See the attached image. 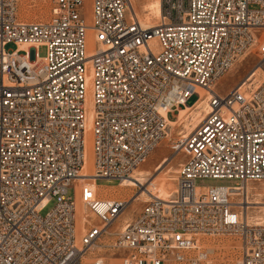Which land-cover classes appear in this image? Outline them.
<instances>
[{"label": "built area", "instance_id": "built-area-1", "mask_svg": "<svg viewBox=\"0 0 264 264\" xmlns=\"http://www.w3.org/2000/svg\"><path fill=\"white\" fill-rule=\"evenodd\" d=\"M84 3L51 0L50 19L29 23L18 18V0H0V264H85L128 208L96 199L88 185L76 189L88 96L93 181L129 180L166 142L175 157L184 154L175 190L151 197L111 247L120 264H209L198 237L216 235L240 239L236 264H264V211L254 204L264 196L252 187L264 184V0H160L154 29L132 0H93L90 25ZM254 46L258 64L235 89L216 91ZM204 100L209 114L173 139L168 115L178 122L180 110ZM78 193L100 225L84 236Z\"/></svg>", "mask_w": 264, "mask_h": 264}, {"label": "rangeland", "instance_id": "rangeland-1", "mask_svg": "<svg viewBox=\"0 0 264 264\" xmlns=\"http://www.w3.org/2000/svg\"><path fill=\"white\" fill-rule=\"evenodd\" d=\"M147 0H137L138 9H142L144 3ZM92 2L93 0H85L84 11L86 15V22L88 23L91 11H92ZM19 4V1H18ZM17 4V13L18 18L21 22H46L51 17V0H27L26 7L29 10V14H25ZM44 13V14H42ZM88 40V38H87ZM89 39V46L93 49V41ZM88 48V44H87ZM8 51H14L15 46L9 45L7 47ZM46 51L44 48L39 50L40 57H44ZM260 52L257 46H254L250 51V54L241 62H237L232 71L226 74L218 83L216 91L221 94H226L231 90L235 89L244 78L251 72V70L258 64L260 60ZM238 64V65H237ZM195 101V98L190 100L189 105ZM169 121H176V113L168 115ZM185 130L182 127L175 126L173 139H177V134ZM171 143L166 142L159 147L153 154H151L146 162H149L148 165H145V162L141 165L146 170H150L154 174V179L152 180L155 189L160 190V196H168L169 194H163V189L172 188L175 186V180L179 171L180 164L184 161V154L175 157L173 151L171 150ZM92 151V141L90 155ZM164 157L170 158V162L158 173H155V169L160 164L161 160ZM92 161H93V152H92ZM140 166V167H141ZM156 174V175H155ZM170 177V178H169ZM157 179V180H156ZM168 179H174V181H167ZM87 185L90 186L95 192L96 199L107 200V199H119L123 201H129L130 196H135L140 192V188H127L123 187L122 184L114 182H99L90 181L87 182ZM196 185L198 187H217V186H226L234 187L237 185L235 181H213V180H200L197 181ZM146 187V186H145ZM253 188H262L264 184H254ZM80 189V188H79ZM79 192V191H78ZM156 196V195H155ZM158 196V195H157ZM148 199H140L135 202H131L123 213L122 217L108 229L107 234H105L97 243V248L92 249L84 260L85 264H94L97 260H103L105 264H120L122 252H118L112 249V246L116 245L118 235L122 232L124 227V219L129 220L130 222L138 217L143 207L145 206ZM77 205V215L78 211L87 218L89 225L85 223V229L87 232H90L92 229H99L100 225L98 221L91 216H88L87 211H85V206L81 201L80 194L78 193L76 197ZM56 207V201L53 200L46 208L41 212V217H46L51 211ZM80 207V208H79ZM83 210V211H82ZM85 211V212H84ZM84 216V217H85ZM81 217L78 215V225L81 224ZM90 218V219H88ZM80 219V220H79ZM80 231V230H79ZM86 232V233H87ZM85 233V234H86ZM82 234L81 236H84ZM198 243L202 252L209 253V264H236L241 258V242L238 237L231 235H217V236H200L198 237Z\"/></svg>", "mask_w": 264, "mask_h": 264}, {"label": "bare ground", "instance_id": "bare-ground-1", "mask_svg": "<svg viewBox=\"0 0 264 264\" xmlns=\"http://www.w3.org/2000/svg\"><path fill=\"white\" fill-rule=\"evenodd\" d=\"M18 1H19L18 5L20 8L22 7L23 12L25 14H29V10L26 7L27 0H18ZM132 10L144 27L149 28V29H154V28H157L159 26V22H157V19H159V13H160V0H147L146 3H144V5L142 6L141 10L138 9V7H137V0H132ZM42 14H44V13H42ZM88 24L89 25L91 24V16H90V19L88 21ZM89 39H91L93 41V44H94V39H93L91 31H88V40H87L89 54L91 55L93 53V49L89 46ZM252 48L253 47H251L245 53V55L240 57L237 62L239 63V62L243 61L250 54V51L252 50ZM234 67H235V65H234ZM233 68H232V70H233ZM86 106H87L88 111H89L88 121H87V132H86V160H85V166H84L83 171L80 175V178L78 179V181H76L77 191H79L80 190L79 188H82L83 185H87V182L93 181L91 179V177L93 175L92 151H91V155H90V149H91L90 129H91V124H92L93 112H92V101H91L90 96H88ZM179 112H180L179 121L178 122L170 121V125H171V127H175V126H178V127L181 126L182 127V125H183V128L185 129L184 134L188 135L194 129H196L200 125V123L204 120V118L209 114V106H208L207 100H204L200 104H198L196 110H190L189 108H187V109H182ZM149 162H145V165H148ZM169 162H170V158L164 157L161 160L160 164H158V166L156 167L155 173L160 172ZM154 177H155L154 174H152L150 170H146L143 166L136 169L134 171V173L131 175L129 180H126L125 182L120 183V184H122L123 187H127V188H134V187L140 188V192L137 193L135 196H130V198L128 199L129 201H125V202H128L130 204L131 202H135V201H138L140 199H144V200L148 199L149 200L151 197L165 198L166 196H164V195L160 196L159 195L160 190L155 189V186L152 182ZM167 181L171 182V181H174V179H168ZM114 183H118V182H114ZM174 190H175V186L173 188H172V186H170L169 188L165 187V189H163L162 193L163 194H165V193L169 194V193H172ZM262 190L263 191H262L261 196H264V187H262ZM254 204L260 206L259 209L261 210V213L264 211V200L263 199L254 200ZM78 213H79L78 214L79 217H81L80 218L81 224L78 225V228L80 230V234L82 235V234H85L87 232V230L85 229V223L87 222V218L85 216V213H84L85 217L82 216L80 211H78ZM258 218H259V216H258ZM129 223H130L129 220L124 219L123 229ZM93 248L96 249L97 245H95V247H93Z\"/></svg>", "mask_w": 264, "mask_h": 264}]
</instances>
